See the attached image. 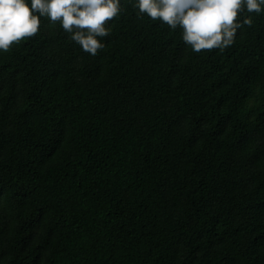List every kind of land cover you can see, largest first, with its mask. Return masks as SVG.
I'll return each mask as SVG.
<instances>
[{
	"label": "trees",
	"instance_id": "1",
	"mask_svg": "<svg viewBox=\"0 0 264 264\" xmlns=\"http://www.w3.org/2000/svg\"><path fill=\"white\" fill-rule=\"evenodd\" d=\"M136 3L0 50V264H264V12L195 53Z\"/></svg>",
	"mask_w": 264,
	"mask_h": 264
},
{
	"label": "clouds",
	"instance_id": "2",
	"mask_svg": "<svg viewBox=\"0 0 264 264\" xmlns=\"http://www.w3.org/2000/svg\"><path fill=\"white\" fill-rule=\"evenodd\" d=\"M139 14L159 20L170 28H181L182 39L193 52L225 49L234 43L250 16L240 21V13L264 12V0H137ZM120 0H0V50L38 34L40 17L59 22L71 39L90 55L104 47L102 38L110 34L106 25L119 15Z\"/></svg>",
	"mask_w": 264,
	"mask_h": 264
}]
</instances>
